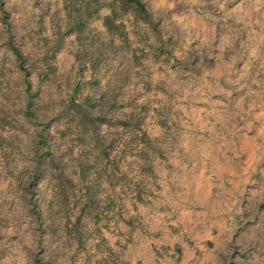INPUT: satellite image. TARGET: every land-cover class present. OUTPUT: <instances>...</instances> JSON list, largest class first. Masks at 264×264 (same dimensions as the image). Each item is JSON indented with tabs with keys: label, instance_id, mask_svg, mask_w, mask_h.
I'll use <instances>...</instances> for the list:
<instances>
[{
	"label": "rangeland",
	"instance_id": "rangeland-1",
	"mask_svg": "<svg viewBox=\"0 0 264 264\" xmlns=\"http://www.w3.org/2000/svg\"><path fill=\"white\" fill-rule=\"evenodd\" d=\"M0 0V264H264V0Z\"/></svg>",
	"mask_w": 264,
	"mask_h": 264
},
{
	"label": "trees",
	"instance_id": "trees-1",
	"mask_svg": "<svg viewBox=\"0 0 264 264\" xmlns=\"http://www.w3.org/2000/svg\"><path fill=\"white\" fill-rule=\"evenodd\" d=\"M115 3L117 5L116 8L122 10L131 9L137 14L144 9L140 0H115Z\"/></svg>",
	"mask_w": 264,
	"mask_h": 264
}]
</instances>
